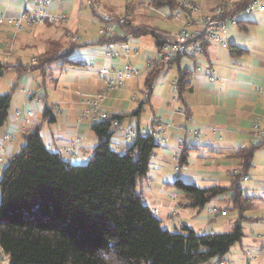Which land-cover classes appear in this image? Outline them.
Listing matches in <instances>:
<instances>
[{
	"label": "crops",
	"instance_id": "0c3cea01",
	"mask_svg": "<svg viewBox=\"0 0 264 264\" xmlns=\"http://www.w3.org/2000/svg\"><path fill=\"white\" fill-rule=\"evenodd\" d=\"M49 1L50 5L46 8L35 5L36 0H0V16L6 20L5 25L0 27V63L12 67L0 78V96L12 95L9 124L3 132H0V174H3L8 160L25 145L23 134L39 124L45 104L54 106L57 116V122L44 124L41 129V136L48 148L60 151L79 137L81 138L79 153L77 159L71 162L76 165L88 162L99 140L91 131V121L79 116L82 110L80 100L103 90L104 80H113L112 75L103 73L104 70L116 71L126 65H131L138 69L142 79L125 81L119 90L106 99L104 109L110 115L135 112L137 109L133 108L134 102L130 103L127 95L130 91L132 100L138 101L137 92L134 91L138 87V91L145 99L141 103L145 104L144 112L139 122L135 119L131 122L135 121L140 128H146L150 124L155 130L161 127L159 136L164 142L152 158V161L157 164L153 178L147 176L146 180L139 184L142 192L138 193L145 204L154 210L162 222V227L166 230L172 225L176 228L187 226L198 234L232 232L238 215L231 210L232 204L229 200L231 194L227 197L226 207L217 205L215 202L217 199H215L204 210H195L188 207L184 196L173 203L172 200L165 198L166 196L161 194V191L166 190L164 193H173L172 188L177 180L180 179L185 183L187 177H181L182 166L187 165L189 159L197 155H201L200 159H204L205 164V166L196 168L197 179L199 177L218 178L224 170V173L230 177L238 173L240 162L234 158V155L241 148L250 147L253 144L251 128L254 121L264 122V12L253 13L228 30L226 39L230 46L243 52L239 56L233 57L228 48L210 45L204 49L206 54L198 57L197 61L190 59L195 61L192 62L194 68L191 64L183 62L184 59L181 61V68L182 64L186 66L182 70L194 72L193 91L186 96L189 110V117H186L181 110L182 107L174 102L172 95V87L175 86L178 77V68L175 83H161L160 78L164 72L159 75L153 86L150 100L146 83L144 90L139 88L141 80L146 81L149 73L147 69L150 68L151 62L157 61V47L154 39L151 38L154 46L152 47L153 53L149 52L151 42L142 39L146 37H142L128 40V43H131L139 52L137 57L132 58L125 53L122 54L117 46L114 48V53L118 56H109L105 45L96 44L102 39L98 14L93 11L89 13L84 0ZM151 1L153 0H103L101 13L127 18L131 27H150L168 41L173 40L176 34L172 36L156 28L152 24L154 21L151 17L176 22L174 26L179 31L184 30L186 25L190 27L189 30L193 29V26L187 22L184 12L180 13L178 20L170 17L172 12L168 9L149 11L147 6ZM188 1L197 4L203 13L207 14L219 6L234 9L236 6L247 3L248 0H178V3ZM43 8L47 9L51 15L67 16L66 22L58 25L25 26L21 31L14 28V22L22 13L34 14ZM177 11L180 12V9ZM161 13L167 18H163ZM82 24L84 28H80ZM42 26H45V29ZM123 32H118L117 35L124 37ZM70 35L76 36L79 42L68 43L71 40ZM62 40L66 41L65 46L60 44ZM53 44L56 46H52ZM88 44L95 45L73 51L71 60L83 64L82 66H71L77 68V71L70 80L68 77L70 71H66L68 64L65 61H61V64L64 63L62 66L59 62L48 66L44 76L39 75L40 72L36 74L31 71L20 75L16 70V67L29 66L33 60L48 53L50 45L53 48L51 52H57L60 55L69 52L72 46ZM99 47L100 49H97ZM79 49H85L86 52L75 57L74 53ZM59 55L57 54V57ZM206 69L214 70L217 77L225 81V87L222 88L218 83H210L204 73ZM53 77L56 79L54 80ZM52 80L53 84L50 85ZM48 87L52 88L51 94ZM51 98L53 100L50 102ZM145 107L149 108L148 114L147 111L145 112ZM18 112L22 113L21 117L16 116ZM25 113H35L37 118L32 120L25 116ZM163 123H168L170 128H163ZM179 126L186 129L196 127L202 129V138L197 141L193 140L190 135L177 130ZM181 137L184 138V146L188 151L186 152L187 163L179 167L173 158L178 155L180 157L184 150L177 144V139ZM121 145L124 144L121 142ZM174 164L177 167L173 169ZM251 172L250 181L247 182L250 184L246 187L250 195L242 186L244 197L250 200L248 212L245 214L250 218L246 220L250 227L248 230L244 227L246 235L244 240L236 248H232L222 260L225 264H264L260 253L264 246V201L262 196H258L260 193L264 194V176L253 181ZM212 186L219 185L212 184ZM175 204L177 207L174 206ZM172 208L175 211L173 210L171 214ZM214 208L227 211L228 215L224 218H228L229 214L236 215V220L230 223L218 222L217 219L221 216L215 217L209 214V210ZM161 210L166 211L165 220L159 217ZM210 264H215V262L212 261Z\"/></svg>",
	"mask_w": 264,
	"mask_h": 264
},
{
	"label": "trees",
	"instance_id": "16d2710c",
	"mask_svg": "<svg viewBox=\"0 0 264 264\" xmlns=\"http://www.w3.org/2000/svg\"><path fill=\"white\" fill-rule=\"evenodd\" d=\"M152 6L173 13L179 3L153 0ZM125 29L126 36L104 37L96 44H123L130 36H151L157 48L168 42L151 28ZM201 44L204 49L210 46ZM91 45L95 44L72 46L60 55L50 51L40 56L37 64L21 65L16 70L20 75L28 71L43 74L48 66L61 61L82 66L70 57L76 49ZM228 49L233 57L243 53L234 46ZM182 60L180 57L170 63L152 61L145 83L150 100L159 75L177 66V103L189 117L186 96L193 91L194 72L182 70ZM11 68L0 63V78ZM11 101V94L0 96V132L9 124ZM144 106L92 124L91 131L99 143L86 164L76 165L44 142L42 126L57 122L54 106L45 104L39 124L23 134L25 145L8 160L0 180V255L4 254L9 264H210L222 261L242 243L250 202L244 197L242 183L253 169L257 151L264 146L238 150L234 158L239 160L240 168L231 175L229 187L200 188L180 179L173 185L176 192L184 195L188 207L195 210H204L213 200L231 194V210L238 215L231 233L198 234L187 226L179 233L171 232L162 227L161 220L138 193V186L147 178L152 158L160 148L154 135L140 134L135 143L124 146L123 155L111 147L113 124L133 119L139 122ZM186 149L180 155L179 167L187 163Z\"/></svg>",
	"mask_w": 264,
	"mask_h": 264
},
{
	"label": "built area",
	"instance_id": "2783aa9c",
	"mask_svg": "<svg viewBox=\"0 0 264 264\" xmlns=\"http://www.w3.org/2000/svg\"><path fill=\"white\" fill-rule=\"evenodd\" d=\"M103 0H84L85 6L89 9L96 10L101 7ZM35 5H40L43 7H48L50 5L49 0H36ZM182 12L186 14L187 20L193 26L192 30H182L178 33L173 40L165 43L160 50L156 53V60L162 61L165 63L171 62L173 59L184 57V58H198L202 57L205 53L202 42L208 43L209 45H216L223 48H229L230 44L226 39V34L231 27L238 25L240 22L244 21L246 17L255 13V12H264V0H249L248 4L237 10L236 8L230 9L226 6H219L211 13H203L201 8L194 3L183 2L181 4ZM179 15L176 16V18ZM112 18V17H111ZM49 20L53 22H62L67 20L66 17H59L57 15H51L47 12V9L43 8L38 10L32 15L21 14L17 21L18 23L27 22L28 25H31L35 22H43ZM112 21H115V24L109 27L108 29H103V32L107 33L115 32L117 29L129 28L131 24L127 18L115 19L112 18ZM4 17L0 16V25L3 24ZM102 32V30H101ZM122 45H117L120 49ZM108 55L116 57L117 53H114V44H108L107 46ZM135 49L134 47L132 48ZM128 45H125L121 49V53L128 55L132 50ZM103 73L110 74L113 76V80H110L108 83V92L114 93L119 90L125 81L136 79L140 76V72L136 67L131 65H126L121 70L111 71L104 70ZM206 78L210 83H218L222 88L225 87V81L220 80L217 77V74L212 69H206L204 72ZM172 94L175 97L174 102L177 101V86L175 84ZM108 97L107 93H100L95 95L88 96L87 100L83 103L82 108V117L90 118V121L95 124L101 121L107 120L109 113L104 109V103ZM30 119L34 120L37 118L35 113H26ZM16 116L21 117L22 113L18 112ZM115 130L114 136L120 138L121 142L124 145H130L136 142L140 134L143 135H154L156 142L161 145L164 140L159 136L161 127H158L156 130L150 124L146 128H140L135 121L130 123H119L115 122L113 124ZM177 130L183 131L184 133L190 135V137L197 141L202 138L203 131L200 128H189L186 129L183 126L177 127ZM252 136L254 145H263L264 146V125L260 120L254 121L252 127ZM224 135V134H223ZM9 137H7L8 139ZM112 138V140H113ZM81 143V138L77 137L67 146H65L60 151H55L61 153L63 156H66L70 161L74 162L77 159L79 153V144ZM180 145H185V140L183 137L178 139ZM178 163V162H177ZM250 181V177L244 178V182ZM209 214L212 216H221L226 217L227 214L224 211L219 209H210ZM203 234V233H201ZM261 256L264 259V246L260 250ZM250 254V253H249ZM214 260L215 264H225L223 261ZM5 264H9L5 260Z\"/></svg>",
	"mask_w": 264,
	"mask_h": 264
},
{
	"label": "rangeland",
	"instance_id": "374dc122",
	"mask_svg": "<svg viewBox=\"0 0 264 264\" xmlns=\"http://www.w3.org/2000/svg\"><path fill=\"white\" fill-rule=\"evenodd\" d=\"M189 3H193V2H190V1H188ZM183 3V2H182ZM182 3H179V8L178 9H180V12H178V11H176V12H173L172 13V15L170 16V17H173V18H175V19H180V13L182 12V7H181V4ZM195 4V3H194ZM102 5V4H101ZM86 7V6H85ZM89 9V8H88ZM87 9V10H88ZM147 9L149 10V11H151V9H155L153 6H152V1H151V3L147 6ZM101 10H102V8L101 7H99L98 9H96V10H93V9H89L88 10V12L89 13H91L92 11L95 13V14H98V18H99V29H100V34L102 35L101 37L102 38H104V37H110V36H112V35H115V36H118L117 35V33L118 32H122V31H124L123 33H124V36H126V34H127V30L128 29H125V28H123V29H117L115 32H111V33H107L108 32V30H106V33H104L103 32V29H108L109 27H111L112 25H114L115 24V21H112V18H115V19H122V17H114V16H111V15H108V14H104V13H101ZM156 10V9H155ZM157 11H160V10H157ZM167 12V11H166ZM99 13H101V14H99ZM176 13H178L179 14V16L176 18V16H177V14ZM22 14H26V13H22ZM27 15H32V14H27ZM161 15H162V17L163 18H167L166 16H164L162 13H161ZM57 16H61V17H66L67 18V16H65V15H57ZM112 17V18H111ZM151 19L154 21V22H152V24H154V26L156 27V28H158L159 30H161V31H163V32H167V33H170V34H172V36H174L175 34L177 35L178 33H180L183 29H181L180 31L178 30V29H176V26H174V24H176V22H170L169 20H164V19H162V18H156V17H151ZM186 20H187V17H186ZM66 22V20H63L62 22H51V21H49V20H46V21H43V22H35V23H32L31 25H28V23L27 22H21V23H18V21L16 20L15 22H14V28L15 29H17L18 31H21V29H24L25 28V26H27V27H31V26H33V25H58L59 23L61 24V23H65ZM187 22L189 23V21L187 20ZM5 23H6V20H5V18H4V22H3V24H1L0 25V27L1 26H4L5 25ZM190 24V23H189ZM191 25V24H190ZM45 26H42L44 29H45ZM84 26V24H82V25H80V28H84L83 27ZM90 27H92L91 25H89ZM36 27V26H35ZM146 28H150V27H146ZM184 29H186V30H189L190 29V27L188 26V25H186L185 27H184ZM101 30H102V32H101ZM152 30H154V29H152ZM157 32V31H156ZM178 32V33H177ZM175 35V36H176ZM174 36V37H175ZM70 38H71V40H69V42L68 43H78L79 41H78V38L76 37V36H72V35H70ZM130 38L131 39H134L133 37H131L130 36ZM153 39V37H151V36H148V38L146 37V38H142V39H144V40H147V41H150L151 43L149 44L150 45V47L151 48H149V52H151V53H153L154 52V50H153V48L152 47H154L153 46V42H152V39ZM81 42V41H80ZM85 42V41H84ZM67 43V44H68ZM60 44H62V46H65L66 45V41H64V40H62L61 41V43ZM124 45H123V47L122 48H124L125 47V45H128L131 49L133 48V46H132V44L131 43H123ZM69 45V44H68ZM115 46H117V45H122V44H114ZM52 46H56L55 44H53ZM61 46V45H60ZM107 46V45H106ZM212 46H214V45H212ZM102 48V47H101ZM121 48V49H122ZM135 48V47H134ZM97 49H100V47L99 48H97ZM160 50V48H157V52ZM48 51L50 52V51H53V48L51 47V45H50V47H49V49H48ZM83 52H86L85 51V49H79V50H77L75 53H74V56L76 57V56H78V55H81ZM156 52V53H157ZM138 51H137V49L135 48L134 50L132 49L129 53H128V55L127 56H132V58L133 57H137V55H138ZM39 59V58H38ZM38 59H36V60H33L32 61V64L31 65H29L30 67L31 66H33V65H35V64H37V62H38ZM183 62H186V63H189V64H191L192 66H193V68H194V64H192V62H195V61H197L199 58H184L183 57ZM190 59H192V60H195V61H191ZM157 62H162V61H157ZM172 62V61H171ZM163 63H165V62H163ZM168 63H170V62H168ZM54 67H56V66H54ZM53 67V68H54ZM150 67H151V64H150ZM66 68H67V70L66 71H70V72H68V77H69V80L72 78V77H74V73H76L75 71H77L76 69L77 68H73V67H71V66H69V65H67L66 66ZM182 68H186V66L184 65V64H182ZM72 70V71H71ZM36 74H38V71H36L35 72ZM43 73V72H42ZM66 73V72H65ZM44 74L45 73H43V74H39V75H43L44 76ZM55 74V73H54ZM177 75V67H174V68H172V69H166L165 71H164V73L162 74V77L160 78L161 80V83H164V82H169L168 84H172V83H175V76ZM39 77V76H38ZM144 77V76H143ZM53 79L55 80L56 79V77H53ZM139 79H142V78H140V76L138 77V78H136V79H134V80H139ZM166 79V80H165ZM63 80V79H62ZM53 80L52 81H50V85H52L53 83ZM104 82H105V88L103 89V90H101L99 93H97V94H100V93H107L108 94V97L112 94V93H109L108 91V83H109V80L107 81V80H104ZM144 85H145V79H143V80H141V83L139 84V88L141 87V88H143V90H144ZM162 85V84H161ZM176 86H177V84H176ZM172 88H174V86L172 87ZM48 89H49V92H50V94L53 92V91H51L52 90V88L51 87H48ZM134 91H136L137 92V95H138V101H133L132 100V95L130 96V91H128V95H127V100H129V102L130 103H132V102H134V107L133 108H135V109H138L139 107H140V104L145 100L144 99V96H143V94L142 93H140V91H138V87L137 88H135L134 89ZM9 93H11V92H9ZM96 94V95H97ZM147 94V93H146ZM172 95H174V94H172ZM107 97V98H108ZM175 98V97H174ZM88 98L87 97H84V98H82L81 100H80V105H81V107L83 106V103L87 100ZM53 99L51 98L50 99V102L52 101ZM175 100V99H174ZM177 102V101H176ZM104 105H105V103H104ZM83 108V107H82ZM148 109V110H147ZM147 111V114L149 113V108H146L145 107V112ZM27 114L25 113V116H26ZM186 115V114H185ZM80 118H82V119H85V120H90V118H86V117H82V110H81V112H80ZM144 119V118H143ZM142 119V120H143ZM146 120V119H145ZM92 123V122H91ZM128 123H130V122H128ZM127 123V124H128ZM93 124V123H92ZM262 124L264 125V122H262ZM193 125V124H192ZM163 128H170L169 126H168V123H163ZM196 128H198V127H196ZM252 129V128H251ZM167 132V131H166ZM251 132L253 133V131L251 130ZM181 133H183V131L181 132ZM253 137V136H252ZM6 138V137H5ZM7 139V138H6ZM177 141H178V139H177ZM45 142V141H44ZM112 143H111V147H112V149L113 150H115L116 152H118L119 154H125V148H124V146L125 145H121V140H120V138H118V137H116V136H114V138H113V140L111 141ZM252 142H253V139H252ZM179 146H181V149L182 148H186V146H184V145H180L179 143H177ZM252 145H254V144H252ZM188 151V150H187ZM186 151V152H187ZM191 152V151H190ZM181 155V154H180ZM200 156L201 155H197L195 158H190L189 159V163L187 164V165H184V166H182V176L181 177H187V179H185L186 181H185V184H189V185H191V184H195V185H197L198 187H200V188H207V187H210V186H212V184H218L219 186H222V187H226L227 185L229 186V184H230V181H231V177L229 176V175H227V173H224L225 172V170L221 173V176L220 177H218V178H213V177H199V179H197V177H196V168H198V167H201V166H205V164H204V159H200ZM179 155L178 156H175L174 158H173V160H174V162H175V164H177V162H179ZM236 161V160H235ZM234 161V162H235ZM238 162V161H237ZM87 163V162H86ZM85 163V164H86ZM174 164V165H175ZM178 165V164H177ZM177 165H175L174 167H173V169L175 168V167H177ZM156 166H157V164L154 162V161H152L151 162V166H150V169H149V172H148V176H151L152 178H153V175H154V171H155V168H156ZM179 166V165H178ZM260 166H263V167H260ZM255 168V169H254ZM177 170H178V168H177ZM187 173H189L188 175H187ZM3 175V174H2ZM2 175L0 174V180H1V177H2ZM251 175H252V178H253V181L254 180H257L258 178L259 179H261L263 176H264V149L263 150H259V151H257V153H256V155H255V159H254V162H253V170H252V172H251ZM183 179V178H182ZM144 180H146V179H144ZM249 184L250 183H247V182H244V183H242V186H243V188L246 190V192H247V194L248 195H250V193H249V191H248V189L246 188L247 186H249ZM172 190H173V193H164L165 191H161V194H163V195H165L166 197L165 198H168V199H170V201L172 200V202L173 203H175V202H177V200L180 198V197H183L184 195L183 194H181V193H178V192H176V189L173 187L172 188ZM138 192H142V190H141V186H139L138 187ZM175 192V193H174ZM260 193V192H259ZM230 194H227V195H225V196H223V197H221V198H219V199H217V200H215V202L217 203V205H219L220 207H226L228 204H227V197L229 196ZM259 197H261L262 198V200L264 201V194H262V193H260L259 195H258ZM231 197V196H230ZM230 197H229V200H230ZM229 200H228V202H229ZM175 207H177V205L175 204L174 205ZM153 209H154V207H152ZM175 211V209H171V214H172V211ZM154 211V210H153ZM264 212V211H263ZM264 214V213H263ZM247 216V215H246ZM159 217L160 218H163L164 220L166 219V211H162L161 210V214L159 215ZM215 217H218V216H215ZM248 217V216H247ZM248 219H250L249 217H248ZM218 220V222H220V221H226L227 223H230V222H233V221H235L236 220V215H234V214H229V216H228V218H224V217H219V219H217ZM217 222V223H218ZM246 224L244 225V227L246 228V230H248L249 229V223H247V222H245ZM164 229H165V227H163ZM168 230L169 231H171V232H181L180 230H181V228H176V227H174V226H172L171 225V227H168ZM227 232V231H226ZM231 233V232H230ZM228 234V233H227ZM238 246V245H237ZM237 246H235L234 248H236ZM5 260H7V262H8V259H7V257L3 254V255H0V264H5Z\"/></svg>",
	"mask_w": 264,
	"mask_h": 264
}]
</instances>
